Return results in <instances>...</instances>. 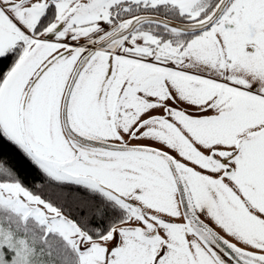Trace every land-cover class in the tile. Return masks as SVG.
Wrapping results in <instances>:
<instances>
[{
    "label": "snow or ice",
    "instance_id": "snow-or-ice-1",
    "mask_svg": "<svg viewBox=\"0 0 264 264\" xmlns=\"http://www.w3.org/2000/svg\"><path fill=\"white\" fill-rule=\"evenodd\" d=\"M0 264H264V0H0Z\"/></svg>",
    "mask_w": 264,
    "mask_h": 264
}]
</instances>
